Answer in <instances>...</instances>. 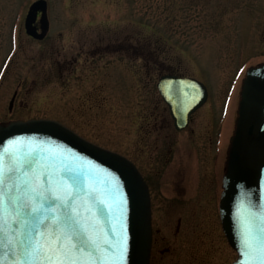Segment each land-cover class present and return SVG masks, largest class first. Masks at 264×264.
Returning <instances> with one entry per match:
<instances>
[{"label": "rangeland", "instance_id": "obj_1", "mask_svg": "<svg viewBox=\"0 0 264 264\" xmlns=\"http://www.w3.org/2000/svg\"><path fill=\"white\" fill-rule=\"evenodd\" d=\"M33 1L0 0V122L56 119L161 179L154 194L162 217L150 264H230L236 251L220 227L209 177L210 189L205 184L211 165L198 159L205 138L193 134L191 141L169 126L157 81L168 73L201 80L218 115L232 93L227 144L245 70L264 63V0H46L43 39L25 31ZM209 103L189 129L205 133ZM170 145L173 161L188 166L187 184L193 177L188 195L202 194L194 214H183L178 235L181 212L160 200L172 196V166L162 167L158 158Z\"/></svg>", "mask_w": 264, "mask_h": 264}, {"label": "water", "instance_id": "obj_2", "mask_svg": "<svg viewBox=\"0 0 264 264\" xmlns=\"http://www.w3.org/2000/svg\"><path fill=\"white\" fill-rule=\"evenodd\" d=\"M24 27L35 39L45 37L46 0L31 3ZM157 87L177 128L185 126L208 95L206 86L189 76L164 74ZM66 212L78 222V235L66 224ZM220 216L238 253L232 264H259L264 240V63L249 67L242 80ZM0 229L4 264H148V188L130 159L58 120L0 122ZM78 237L95 243L80 247Z\"/></svg>", "mask_w": 264, "mask_h": 264}, {"label": "flooded vegetation", "instance_id": "obj_3", "mask_svg": "<svg viewBox=\"0 0 264 264\" xmlns=\"http://www.w3.org/2000/svg\"><path fill=\"white\" fill-rule=\"evenodd\" d=\"M38 19H39V14H38ZM38 19L36 21V25L38 26L39 29V22ZM175 75V74H172ZM180 76V75H178ZM240 86V85H239ZM207 87V86H206ZM240 88V87H239ZM233 89V88H232ZM208 91V96H207V100L206 102H204L201 106H199L198 108H196L193 112H191L188 115V119L186 121V124L184 127L182 128H177L175 125V119L173 118L171 112H170V108L169 106L166 104L167 108H168V112H169V116H170V121L169 126L171 125V127L174 129L175 133L177 134H181V133H185V135H187L188 137L191 138L192 141V136L193 134L195 135V137L201 138L204 137L205 141L204 142H200V147H199V152H198V159L202 158L203 162H207L209 161V164L211 165L210 168V175L205 177L207 180L205 182V184L207 186H209L210 189V183H211V195L213 193L212 199H213V205L215 207V209H217V214H218V219L220 221V227L222 229V225H221V220H220V213H219V202H220V197H221V193L223 190V177H224V170H225V162H226V148L228 146V143L226 144L225 141V119L227 117L228 114V109H229V104H230V100H231V94H228L226 96H230L227 99H223V103H222V109L219 113V115L217 114V110L216 108L213 109L214 104L213 103H209L210 102V93L209 90L207 88ZM239 89H238V100H237V104L239 101ZM233 92V91H232ZM210 104V109H211V113L210 115H208L209 117L207 118V121L205 122V133L204 132H199L196 131L194 128H190L189 126L192 124L194 116L196 115L197 112H199V109H201L203 106H206V104ZM233 123L235 125V122L233 120ZM233 125V126H234ZM233 129L231 131V133L228 136V140L230 138V136L232 135ZM170 137V135H168ZM206 140H207V151H206ZM176 150V149H175ZM173 153H175L174 149L172 148V146L170 145L166 151H164V156L162 155V151L158 152V158L161 160H163V162L159 165H161L162 167H171V180H170V187L172 189V196L169 195H164L163 197L161 196L162 201H167V202H171L174 204V210H176V212L178 211V213L181 212V215H179L178 217V223L176 226V230L175 233L176 235L179 234L180 229L182 228L183 225V221H184V216L189 215L191 209L193 206L197 207V201L196 198L200 195V193L198 191H196L193 195H188V187L189 186V181L193 179V177H190L188 184H187V180L189 177V170H188V166L186 163H184L181 159H177L176 161H173L174 158L172 159ZM192 154V151L190 150L189 155ZM144 181L146 182L147 188H148V192H149V197H150V210H151V231H152V240H151V252H150V260H149V264L151 262V254H152V250L154 251L155 249V237L154 234L156 232V224H158V222H161V218L162 217V213L161 211L158 212L157 210V206L155 205V194H154V190H155V186L157 183L161 182V179H152L151 176H146L143 171L141 170V168H138ZM205 176V175H202ZM210 178V183H209V179ZM194 181V180H193ZM192 181V183H193ZM199 181H204L203 178H201ZM203 182L198 185V188H200L202 186ZM192 185V184H191ZM202 199V194L200 195V201ZM202 206V205H200ZM194 207V208H195ZM198 211L201 215V212L198 208ZM193 211L191 212L190 215H193ZM189 215V216H190ZM188 217V216H187ZM155 225V226H154ZM223 231V230H222ZM224 234V233H223ZM157 242V241H156ZM164 251V249H161L160 252L162 253Z\"/></svg>", "mask_w": 264, "mask_h": 264}, {"label": "snow or ice", "instance_id": "obj_4", "mask_svg": "<svg viewBox=\"0 0 264 264\" xmlns=\"http://www.w3.org/2000/svg\"><path fill=\"white\" fill-rule=\"evenodd\" d=\"M68 195L70 196L71 194L69 193ZM56 199H59V197H57ZM64 206L67 207V203H65ZM33 211H36V209H33ZM65 221L69 227H73V235H78L74 227V225L77 224L78 222L73 221L71 214L67 212L65 213ZM0 231H2V229H0ZM56 239H59V237H56ZM89 242L95 243L94 241H91V238H88L87 240H85V239H81L78 237V244L80 247L86 246V244ZM0 243H2V241H0ZM260 251H261V256L259 258V264H264V240L260 241ZM0 264H4V262L0 260ZM73 264H75V262H73Z\"/></svg>", "mask_w": 264, "mask_h": 264}, {"label": "bare ground", "instance_id": "obj_5", "mask_svg": "<svg viewBox=\"0 0 264 264\" xmlns=\"http://www.w3.org/2000/svg\"><path fill=\"white\" fill-rule=\"evenodd\" d=\"M236 110H237V105H236ZM237 113V112H236ZM236 117H237V115L234 117V122L236 121ZM232 131V130H231Z\"/></svg>", "mask_w": 264, "mask_h": 264}]
</instances>
